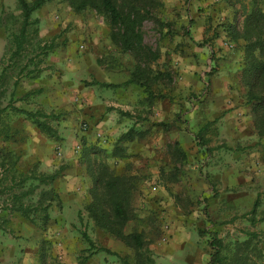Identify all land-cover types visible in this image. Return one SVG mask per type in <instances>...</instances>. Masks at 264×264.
Here are the masks:
<instances>
[{"label": "rangeland", "instance_id": "obj_1", "mask_svg": "<svg viewBox=\"0 0 264 264\" xmlns=\"http://www.w3.org/2000/svg\"><path fill=\"white\" fill-rule=\"evenodd\" d=\"M0 3H4L6 23L4 29L0 28V73L6 67V80L0 85V108L7 104L20 72V86L13 94L15 105L60 115L58 120H49L58 134V140H54L39 129V133H30L33 123L23 116L7 114L8 133L17 138L7 146L20 154L17 166L23 168L15 171L16 179L21 174H51L73 164L91 170L95 166L94 171L100 175L110 173L129 179L130 220L124 231L142 233L154 264H209L208 241L212 234L233 249L250 232L256 234L252 242L263 253L250 252L246 264H264V221L260 220L264 216V102L246 101L242 79V71L248 64L243 58L245 42L234 39L233 34V28L243 30L245 16L253 10L260 9L264 14V0L130 1V5L140 10L141 22L142 40L134 51L122 50L113 38L108 18L97 9L88 6L76 10L68 0H50L33 11L25 48L17 64L10 59L11 38L19 31L21 10L17 0ZM198 23L204 25L202 38L197 32ZM105 35L109 39L104 45ZM261 37L264 41V30ZM46 42L54 46L42 55L39 47ZM217 53L238 57L235 70L221 73L227 82L220 76L221 56H216ZM88 59L95 65L97 82L126 85L96 88L105 101L134 99L136 86L129 80L136 67L144 70L143 81L155 96L148 102L150 108L142 115L137 114V125L129 121L130 106L123 107L126 111L121 117L127 124L119 133L108 134V127L97 126L85 118L88 81L83 80L81 71L69 68ZM260 59L264 62V50ZM213 75H217L214 83L220 87L216 92L210 84ZM59 86L70 88L69 94L63 92L66 100L62 102L52 99ZM32 91L38 92L29 101L21 100ZM215 102L218 106L212 105ZM199 117L204 121L197 132ZM131 127L135 139L118 143L121 134ZM116 143L123 153L126 150L132 153L127 160H122L121 153L110 154ZM151 145L157 151L154 155L147 151ZM200 147L205 148L198 150ZM83 149L87 152L84 158ZM4 175L0 168V178ZM83 179L72 190L83 199L79 216L72 210V232L49 230L26 237L3 223L6 228L1 239L5 248L0 250V264H125L105 251L88 256L89 245L82 231L96 246L106 247L120 257L127 256L128 264H148L88 217L85 205L91 200L92 191L102 193L101 181L98 178V184L93 176ZM54 182L47 186L33 178L0 192V219L13 221L5 216L12 212L5 208L12 193L31 190L23 201L35 202L42 190L51 186L55 190ZM55 201L57 206L48 212L59 215L63 203ZM255 202L256 212L251 213Z\"/></svg>", "mask_w": 264, "mask_h": 264}, {"label": "trees", "instance_id": "obj_2", "mask_svg": "<svg viewBox=\"0 0 264 264\" xmlns=\"http://www.w3.org/2000/svg\"><path fill=\"white\" fill-rule=\"evenodd\" d=\"M50 0H17L18 6L21 10V25L18 32L12 34L11 38V56L14 64H17L18 60L22 56L24 45L27 41L28 27L31 25V15L33 11L39 9ZM130 1L134 0H68L73 9L80 10L85 7H92L103 13L109 20L112 28V35L115 41L123 51H134L139 48L142 37L139 31L140 28V10ZM145 2V1H143ZM264 30V14L260 9L253 10L251 13L245 16L243 23V30L239 32L236 28H233L234 39L241 38L245 42L243 46V58L247 60L248 64L242 71V79L246 85L245 98L248 103L256 104V102H264V62L260 59L261 53L264 50V41L261 34ZM51 43H44L39 47L40 54L46 55L48 50L53 48ZM6 67H3L0 73V85L2 86L6 80ZM20 72H18L19 74ZM144 70L139 66L133 71V77L129 82H133L143 87L147 100L155 96L148 87L144 80ZM18 84V77L14 81V88L11 92L8 103L0 108V138L6 142H16L17 138L14 133H8V125L5 124V117L8 113H14L23 116L26 120L32 122L41 132L47 137L58 140L57 131L49 123V120H58L60 115L51 111L45 112L43 110L30 111L20 107H17L14 103L13 94ZM107 86L117 87V84H111ZM38 91H32L21 97V100L29 101L30 97L37 94ZM134 127L129 128L127 131L121 134L118 139L120 142H131L135 139L133 133ZM118 143L114 145L113 151L110 152L112 156L120 157L125 156L122 152V147L118 146ZM81 145V144H80ZM120 148V149H119ZM81 151V157H85L87 152ZM18 161V156L13 152L0 151V168H2L5 174L0 178V184L3 182H9L8 185H2L0 192H4L8 189L21 186L24 182L30 179H36L41 183L49 186L52 182L61 174L63 167H60L57 171L51 174L35 175L26 174L20 175L19 179H16L15 166ZM96 174V175H95ZM93 175L94 180L99 184L101 192L92 191L91 200L85 205V211L88 217L93 221L95 226L103 229L110 235L120 239L127 246H129L137 259L144 258L148 264H154L153 259L148 255L149 250L144 246L143 235L141 232L125 233L124 227L130 220L128 212L129 196H130V181L129 179L122 178L114 174L100 175L96 172ZM99 174V176H98ZM105 176V177H104ZM104 177V179H102ZM99 178V180H98ZM213 183H211L212 186ZM213 187V186H212ZM31 191V190H30ZM30 191L21 192L19 194L12 193L9 197L10 204H7L11 211H17L22 217L28 219L33 224H39L44 229L49 221L48 209L51 207L52 201L59 200V194L54 188L49 187L46 190H42L38 199L34 201H23V197ZM102 194V196H101ZM258 203L255 202L251 213L256 212ZM9 206V207H8ZM264 221V216L261 217ZM83 239L89 245L88 256L94 254V252L105 251L107 253L118 256L119 259L128 264V257H120L118 253L111 251L103 246H96L88 234L84 231L81 232ZM256 237V234L250 232L247 239L242 242L239 247L227 248V245L218 238L215 234L209 237L208 245L211 249L209 255V264H246L249 259V253L254 252L256 254H262L258 244L252 242ZM252 246L250 249H248ZM93 250V251H92ZM247 250H250L247 253ZM146 256H144V255ZM87 256V257H88ZM258 256V255H257ZM86 257V259H87ZM84 259V260H86ZM144 264V262H140Z\"/></svg>", "mask_w": 264, "mask_h": 264}, {"label": "crops", "instance_id": "obj_3", "mask_svg": "<svg viewBox=\"0 0 264 264\" xmlns=\"http://www.w3.org/2000/svg\"><path fill=\"white\" fill-rule=\"evenodd\" d=\"M4 8H5L4 3H0V28L3 27V29L6 27V23L3 20V16L5 14ZM262 9L264 11V4L263 3H262ZM197 28H198L197 32H200L199 38H202L204 36V34H203L204 25L202 23H198ZM108 39L109 38L107 37V35H105V38H104L102 43L105 45L108 42ZM216 56H221V58L218 60L219 65H220L219 69H222V71L220 72V76H222L224 82H227L225 75H223L221 73H224L225 70L227 71L229 69L235 70L237 67V63H238V59H237L238 57H237V55L233 54V56H229V55L226 56L229 58L225 59L226 57H223L222 55H220L218 53L216 54ZM94 66L95 65L92 62V60L88 59V60H80L79 62H77L75 64V67L69 68V70L72 69L74 72H77V70L81 71V74L84 76V77L82 76L83 80L88 81V82H94V83H88L87 82V84L89 85L88 86L89 89L86 91V94L89 96V99L87 100V104H85V106H83V110H84L83 115L85 116V118L89 119L91 122H96L97 126L101 125L102 127H105V128L108 127L109 128L108 134L119 133L120 131H123V125L127 124L126 122H124V120H126V119L124 117H121V114L124 115L123 112L126 111V109H124L123 107L130 106V108L127 110V112L131 116V119H129V121L136 123L135 125H137V122L139 121L137 119V114H138V116H139V114L142 115L144 113V111H147L150 108V105H148V102L151 103V101H149L150 99L147 100L146 95H144V97H142V95L145 94L143 87L139 86L136 83H133V85L136 86V88H134V91L137 90V92L135 91L132 94L133 96L135 95L134 99L133 98L128 99L127 101H123L121 99L120 100L118 99L115 101H112V100L111 101H105V99L101 100L100 93L99 92L97 93L95 89L96 88L98 89L100 87L105 89V87H107V84H104V82L102 80H98V82H97V79H94V77H95V67ZM17 77H18V84H17L15 89L18 90L19 86H20L19 85L20 74H18ZM216 77H217V75H215V76L213 75L211 77V83L210 84H211V87L213 89V92H216V90H220V87H218V85L214 83V81H216ZM15 80H16V78H15ZM84 82H83V84H84ZM206 83H208V81ZM224 84L225 83H223V85ZM124 85H125V83H122V84L118 85L117 88L124 87ZM13 88H14V85H13ZM57 88H58V90H55L56 94L52 96V99H59V100H61L60 102L66 100V96H64L63 92L66 90L67 93L69 94L70 92H68V91L70 90V88L68 86H66V87L59 86ZM107 88L111 89L109 87H107ZM195 88H197V90H199L200 87L197 86ZM85 89H87V88H85ZM85 89H82V90L84 91ZM138 89H140V92L138 91ZM213 96H214V94H213ZM18 101H17V103H18ZM61 104L62 103H59L58 106L59 107L62 106ZM212 105L218 106L216 102L212 103ZM145 119H147V118L145 117ZM206 120H208V119H206ZM212 120H214V119H212ZM203 121H204V119L202 117H199L198 122L200 125H197V128H196L197 132H198V130L203 128L202 127L203 124H201ZM29 131H30V133L31 132L32 133H39L38 128L33 124H30ZM113 135L116 136L117 134H113ZM7 143L8 142L3 141L0 138V151L1 150H2V152L11 151L16 156H18V159H20V156H19L20 154L19 153L17 154L14 150H9ZM203 148H205V147H200V148H198V150H202ZM147 151L153 155L155 152H157L154 149V145H153V147H152V145L147 147ZM207 152H208V150H207ZM130 154H132V153L130 151L126 150L125 156L123 157L124 159L122 158V160H127V158H129ZM153 155H152V157H153ZM89 168L90 167H88V169H87V167H85V165L83 166L81 164H80V167L75 165V164H73V166L71 165V167H65V169L63 167L61 174L55 179V182L53 184V187H55V190L59 194V200L57 202L63 203V212L60 213L59 215H57L55 212H53V213L48 212L50 218H49L48 223L46 224V227L44 228L45 230H43L39 226V224H35V223L33 224L28 219L22 217L17 211H12V212H9L8 214L5 215L6 218L13 219V221H10L9 223H7V221H5L4 219L2 220V217H1V219H0V250L5 248V245H2L4 242L1 239L3 237V233L5 231L4 229L6 228L3 223L7 224V226H8V224L11 225L10 227L12 229H14L16 231L19 230V232H21V234H24V236H26V237H29L30 235H36V234L40 235L41 233L45 234L46 232H49V230H52V232H55V233L61 232L63 234H66L68 232H72V230L74 228V222H73V219H70V217L73 216L72 212H74V211L77 212L76 214H78V211L80 208V202L83 201V199L80 197V195H75L76 193L72 192V190L75 189V186L82 184V182L84 180L83 178L91 177L96 173L94 171L95 166L92 170ZM15 169L16 170H23V168H20V166H17V163L15 166ZM8 184H9V182L7 181V182H3L2 185L4 186V185H8ZM2 185L0 184V188L3 187ZM70 195H74L76 198L71 200L69 198ZM56 206H57L56 201H52L51 207L48 210H52ZM72 210H74V211H72ZM78 216H79V214H78ZM80 216H83V213H81ZM6 246H8V245H6Z\"/></svg>", "mask_w": 264, "mask_h": 264}]
</instances>
